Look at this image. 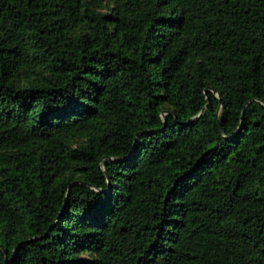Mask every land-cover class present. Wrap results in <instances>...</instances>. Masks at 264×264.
<instances>
[{
  "label": "trees",
  "instance_id": "1",
  "mask_svg": "<svg viewBox=\"0 0 264 264\" xmlns=\"http://www.w3.org/2000/svg\"><path fill=\"white\" fill-rule=\"evenodd\" d=\"M0 264H264V0H0Z\"/></svg>",
  "mask_w": 264,
  "mask_h": 264
}]
</instances>
